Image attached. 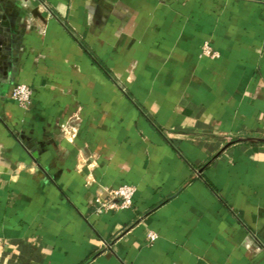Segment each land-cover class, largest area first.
<instances>
[{"label": "crops", "instance_id": "obj_1", "mask_svg": "<svg viewBox=\"0 0 264 264\" xmlns=\"http://www.w3.org/2000/svg\"><path fill=\"white\" fill-rule=\"evenodd\" d=\"M0 264H264V0H0Z\"/></svg>", "mask_w": 264, "mask_h": 264}, {"label": "built area", "instance_id": "obj_2", "mask_svg": "<svg viewBox=\"0 0 264 264\" xmlns=\"http://www.w3.org/2000/svg\"><path fill=\"white\" fill-rule=\"evenodd\" d=\"M33 95L32 88L24 83H16L11 89V97L22 106L28 105L31 102ZM135 189L129 184H122L113 188L110 193L112 204H117L120 208H128L133 204V196ZM111 201V202H112ZM156 234L154 232L148 233V240L154 241Z\"/></svg>", "mask_w": 264, "mask_h": 264}]
</instances>
